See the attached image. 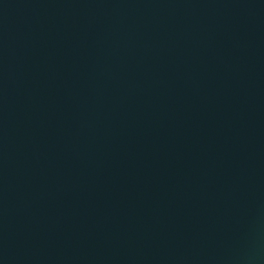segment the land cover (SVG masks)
Wrapping results in <instances>:
<instances>
[{"label":"water","instance_id":"1","mask_svg":"<svg viewBox=\"0 0 264 264\" xmlns=\"http://www.w3.org/2000/svg\"><path fill=\"white\" fill-rule=\"evenodd\" d=\"M0 264H264V0H0Z\"/></svg>","mask_w":264,"mask_h":264}]
</instances>
